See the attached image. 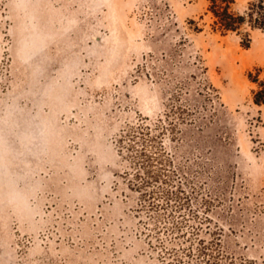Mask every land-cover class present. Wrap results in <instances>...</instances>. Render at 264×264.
<instances>
[{"label":"rangeland","instance_id":"obj_1","mask_svg":"<svg viewBox=\"0 0 264 264\" xmlns=\"http://www.w3.org/2000/svg\"><path fill=\"white\" fill-rule=\"evenodd\" d=\"M210 5L0 0V264H264V32Z\"/></svg>","mask_w":264,"mask_h":264},{"label":"trees","instance_id":"obj_2","mask_svg":"<svg viewBox=\"0 0 264 264\" xmlns=\"http://www.w3.org/2000/svg\"><path fill=\"white\" fill-rule=\"evenodd\" d=\"M209 1L211 3L209 11L213 15L215 30H219L223 33L239 32L243 26L247 24L252 30H261L264 32V0H255L243 14H237L232 11L234 0ZM251 81L257 86V89L253 92V102L259 107H264V80L259 79L258 73ZM146 169H148L146 178L141 176V172L136 175V180L138 181L136 185L138 189L142 190L144 198L155 199L158 192L152 191L151 193H147L146 191L151 184L150 181L158 182V178L152 176L150 163ZM163 195L165 201H169L173 196L169 191L163 192Z\"/></svg>","mask_w":264,"mask_h":264}]
</instances>
